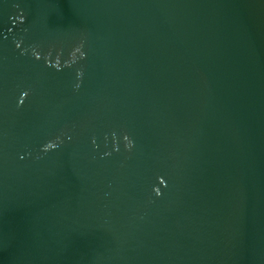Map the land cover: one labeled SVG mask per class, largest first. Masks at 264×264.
<instances>
[{
	"label": "water",
	"instance_id": "95a60500",
	"mask_svg": "<svg viewBox=\"0 0 264 264\" xmlns=\"http://www.w3.org/2000/svg\"><path fill=\"white\" fill-rule=\"evenodd\" d=\"M0 264H264V0H0Z\"/></svg>",
	"mask_w": 264,
	"mask_h": 264
},
{
	"label": "clouds",
	"instance_id": "9594fccd",
	"mask_svg": "<svg viewBox=\"0 0 264 264\" xmlns=\"http://www.w3.org/2000/svg\"><path fill=\"white\" fill-rule=\"evenodd\" d=\"M157 194H159L158 191H157Z\"/></svg>",
	"mask_w": 264,
	"mask_h": 264
}]
</instances>
